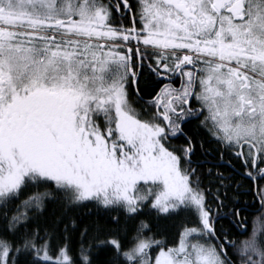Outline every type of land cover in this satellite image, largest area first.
Wrapping results in <instances>:
<instances>
[{"label":"snow or ice","instance_id":"snow-or-ice-1","mask_svg":"<svg viewBox=\"0 0 264 264\" xmlns=\"http://www.w3.org/2000/svg\"><path fill=\"white\" fill-rule=\"evenodd\" d=\"M192 120L246 192L202 186ZM257 206L264 224V0H0V264H264ZM183 214L178 240L154 230Z\"/></svg>","mask_w":264,"mask_h":264},{"label":"trees","instance_id":"trees-1","mask_svg":"<svg viewBox=\"0 0 264 264\" xmlns=\"http://www.w3.org/2000/svg\"><path fill=\"white\" fill-rule=\"evenodd\" d=\"M145 79H147V76H145ZM142 87V85H141ZM159 87H156V91ZM151 92V89L144 90L143 95L144 98L151 97L148 93ZM154 95V92L152 93ZM131 95L132 98L135 99V87L131 89ZM200 120H203V116L200 117ZM198 121L192 120L191 123H188L185 125V133L188 136L194 137V143L196 144V150L195 153L192 156V160L199 161V168L201 173L203 174V187L205 188H212L215 189V183H214V177H209L207 175V170L209 168H212L213 171H220L223 172L225 175H233L235 180L241 185L240 192H246L248 190L249 185L252 183L251 181L244 179L241 175H237L238 172L241 171L240 165L238 161H233V165L235 169H237L238 172H233L232 168L226 167L224 164H219V159L217 157L216 148L217 145L211 140L209 137L207 131L202 128L198 127ZM204 143V147H200V143ZM171 143L176 147H183L186 144L185 136H177L171 140ZM197 166V165H196ZM195 167V166H194ZM212 180L213 183H209V181ZM230 196L237 195L236 192V184H233L232 189L229 191ZM241 199L245 202L251 203L252 201V195H244L241 197ZM91 206L89 208H83V209H77L75 213L70 214L71 219H78L79 221H87L90 219L89 217V211H91ZM48 214L51 217L53 214H55L56 217H60V212L57 205H50ZM248 217L249 221V230L253 227H256L257 229L264 228V224H261L259 221H257V217L260 215V210L258 206L244 214ZM94 218V217H91ZM188 219L190 217L187 214H183L179 217H173L170 219H160L156 221V228L154 230H158L161 232L162 237L168 239L170 241L172 240H178L179 238V232L182 230V226L187 224ZM64 223H70L69 217L64 218ZM227 226V225H225ZM63 228L64 224L59 225V232L57 233V236L53 239L52 243L54 247L61 243L60 236L63 234ZM70 241L71 246L73 248V251L78 250L79 248V240L80 236L77 231H70Z\"/></svg>","mask_w":264,"mask_h":264},{"label":"flooded vegetation","instance_id":"flooded-vegetation-1","mask_svg":"<svg viewBox=\"0 0 264 264\" xmlns=\"http://www.w3.org/2000/svg\"><path fill=\"white\" fill-rule=\"evenodd\" d=\"M133 2H135V0H133ZM126 24H128V26H131V24H130V22H128V21H126L125 22ZM165 83H168V81H165ZM172 83H173V85H174V87H176V88H179L180 87V79L179 78H177V79H175V80H173L172 81ZM159 90V88L157 89V91ZM151 97H146V98H144V99H150ZM195 106L196 107H199V104H195ZM182 136V135H181ZM193 166H196L197 165V163L199 164V161H197V160H193ZM219 162V164H222L220 161H218ZM236 172H238L237 171V169H236Z\"/></svg>","mask_w":264,"mask_h":264}]
</instances>
